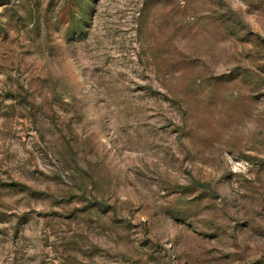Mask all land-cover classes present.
<instances>
[{
	"label": "rangeland",
	"instance_id": "rangeland-1",
	"mask_svg": "<svg viewBox=\"0 0 264 264\" xmlns=\"http://www.w3.org/2000/svg\"><path fill=\"white\" fill-rule=\"evenodd\" d=\"M0 264H264V0H0Z\"/></svg>",
	"mask_w": 264,
	"mask_h": 264
}]
</instances>
